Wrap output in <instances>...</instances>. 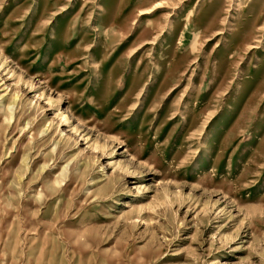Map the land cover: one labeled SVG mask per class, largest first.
Here are the masks:
<instances>
[{
	"label": "rangeland",
	"instance_id": "1",
	"mask_svg": "<svg viewBox=\"0 0 264 264\" xmlns=\"http://www.w3.org/2000/svg\"><path fill=\"white\" fill-rule=\"evenodd\" d=\"M0 264H264V0H0Z\"/></svg>",
	"mask_w": 264,
	"mask_h": 264
}]
</instances>
